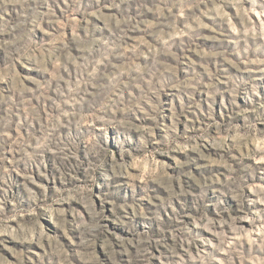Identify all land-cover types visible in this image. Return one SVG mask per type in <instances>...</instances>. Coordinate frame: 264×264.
<instances>
[{
    "label": "rangeland",
    "instance_id": "rangeland-1",
    "mask_svg": "<svg viewBox=\"0 0 264 264\" xmlns=\"http://www.w3.org/2000/svg\"><path fill=\"white\" fill-rule=\"evenodd\" d=\"M0 264H264V0H0Z\"/></svg>",
    "mask_w": 264,
    "mask_h": 264
}]
</instances>
